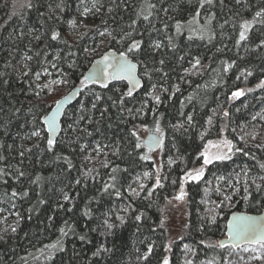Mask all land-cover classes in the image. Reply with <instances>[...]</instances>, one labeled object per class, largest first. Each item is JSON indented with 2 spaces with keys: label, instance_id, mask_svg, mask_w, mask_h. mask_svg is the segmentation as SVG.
I'll return each mask as SVG.
<instances>
[{
  "label": "trees",
  "instance_id": "1",
  "mask_svg": "<svg viewBox=\"0 0 264 264\" xmlns=\"http://www.w3.org/2000/svg\"><path fill=\"white\" fill-rule=\"evenodd\" d=\"M201 3L0 0V264H224L218 241L229 216L264 208V0ZM86 7L93 22L71 40ZM133 40L141 48L128 52ZM108 50L138 64L143 86L132 96L124 82L85 84ZM78 85L50 147L43 118ZM143 130L162 136L159 170ZM223 135L230 158L186 180L205 144ZM181 187L187 226L168 249L162 209Z\"/></svg>",
  "mask_w": 264,
  "mask_h": 264
},
{
  "label": "snow or ice",
  "instance_id": "2",
  "mask_svg": "<svg viewBox=\"0 0 264 264\" xmlns=\"http://www.w3.org/2000/svg\"><path fill=\"white\" fill-rule=\"evenodd\" d=\"M212 3V0H202L201 3V7L203 6V3ZM237 3H240V0H236ZM149 8H155L154 4H149ZM85 11H88V9H85ZM167 11V9H165V12ZM264 11V10H262ZM261 12H257L256 16H260ZM145 20L148 19V16L144 17ZM75 22L73 21V24ZM249 23L248 21H245L242 25L241 28L243 29L240 32V40H244L246 39V31L249 28ZM177 28L179 29V23H177ZM58 36L57 33H53L52 35V39H56ZM37 39H39V37H37ZM262 44H264V41H262ZM161 45L159 43H156L154 45L155 48H159ZM141 48V43L138 41L133 40L131 45L128 48V52H134L137 50H140ZM161 64H163V60L160 61ZM197 64H199V61H196ZM137 65L135 63H132L130 60H128L127 58V54L126 53H120L119 58H109L108 56H104L100 61H98L94 67V69L92 70V72L90 73V75L86 78V79H91L93 81H111V80H127L129 81V83L132 85V87H130L127 91V96H132L133 94V88H135L136 86L139 85L140 81L136 78L135 75V70H136ZM248 75H252L251 72L248 73ZM104 87H107V84L103 85ZM155 87V86H153ZM258 87H264V80H262L260 82V84L258 85ZM178 90V89H177ZM166 91V89H165ZM251 91V89L249 90ZM244 95V92L241 91H235L232 93L233 97H241ZM65 99H67V97H65ZM99 99V96H97V100ZM153 99L159 103L160 102V97L154 96ZM59 103L57 102V107L55 109V111L51 112L50 115L45 116L44 117V121L48 126V131L50 133L48 139H47V143L48 145L51 147L55 141L52 139V135H54L57 131V122H56V117L60 111V107H59ZM96 105L93 104V107H95ZM139 111V110H138ZM225 115H228L227 112L224 113ZM192 117L189 116L188 117V121L191 122ZM179 127H182V125H179ZM157 131H159V127L157 126ZM33 136H39L40 133L38 131H34L32 133ZM133 136H136V132L134 131L132 133ZM137 139H139L137 137ZM160 143L159 140L156 139V137L154 135H150L148 137L147 140V144L149 146V148H151L154 145H158ZM226 145H228L229 151L232 150V145L230 142L225 141L224 142ZM136 147L139 148L141 147V145L139 143L136 144ZM239 150V149H238ZM21 155H23V153H21ZM203 157V164L204 165H208L211 164L214 160H224V159H229L230 157L227 155H222V154H216V155H210L207 151L202 152L200 154ZM143 159H149L148 156H144ZM262 168H264V165H261ZM115 171V169L113 170ZM203 171L204 168L201 167L199 169H195V170H190L189 172L186 173V176L189 180H196L198 181L201 176L203 175ZM21 176H23L24 174L21 172L20 173ZM149 173L145 172L144 176H148ZM114 179V177H113ZM262 179H264V177H262ZM77 183H79V181H77ZM156 184L159 186L160 185V181L159 179H157ZM141 188H143V185H141ZM260 186L257 185V189H259ZM105 190H107V188H105ZM133 192H135V189H132ZM245 191H247V189H245ZM117 196L120 195L119 192L116 193ZM151 193H149L150 195ZM13 195L15 196L16 193L14 192ZM24 195H27V192L24 193ZM185 195V193L183 191H181L180 195H178L176 197V199H182L183 196ZM247 198V197H245ZM69 197L65 194L64 195V200H68ZM226 199H230V197H226ZM118 219H120L121 223L124 222L123 217H118ZM135 219L137 221H139L141 219V216H136ZM108 228H112L113 225L108 224L107 225ZM229 229H230V234H229V239L236 241L237 243L233 245V247H239V242L240 241H247L248 243H255V244H259L261 249H264V221H261L258 218L252 217V216H248V215H235L233 216V219L229 225ZM12 231H15V228L12 229ZM61 231L63 232V229H61ZM81 239L83 240L84 237L82 236ZM221 248H224L225 245L223 243L220 244ZM102 249H98L96 253H94V255H98L99 251H101ZM149 253L151 252V248H149ZM243 251L247 252L249 251L248 248H244ZM252 251H256V249H252ZM251 259L253 260H261L264 259V255H254L251 257ZM163 264H169V261L167 259H165L163 261Z\"/></svg>",
  "mask_w": 264,
  "mask_h": 264
},
{
  "label": "rangeland",
  "instance_id": "3",
  "mask_svg": "<svg viewBox=\"0 0 264 264\" xmlns=\"http://www.w3.org/2000/svg\"><path fill=\"white\" fill-rule=\"evenodd\" d=\"M85 9H88V11H85ZM93 14H94L93 10H91L89 7L83 8L81 11L76 12L75 24L73 25V27H71L72 30H70L68 34L71 40L79 37L85 31V29L93 22L92 19ZM39 83L41 85H45L47 84V80H39ZM52 86L53 89L51 91V98H53L54 96H56L57 98L58 96L56 94L59 91H61L62 84L55 82L54 84H52ZM147 133L149 132L145 130L140 132L139 136L141 138V141ZM225 141L228 140L225 138L224 135L218 139L210 140L205 144L201 153L207 151L210 155L213 156L216 154L230 156L232 150L229 151L228 145L224 143ZM160 153H161L160 147L157 150H155L153 153H150V156L153 159L157 170H159L160 168ZM214 161H220V160H214ZM201 162L202 165L195 169H199L201 167L205 169L206 165L203 164L202 156H201ZM186 180L190 181L187 178V176H186ZM181 191L184 192L182 187L173 198L167 200V202L165 203L162 209V224L167 233L168 249L175 240L179 239L183 235V232L187 226L188 213H187L186 196L184 195L183 198L179 200L176 199V197L180 195ZM244 248H248L249 251L247 252L243 251ZM252 249H256V251L254 252L252 251ZM254 255H264V249H261L259 244L252 246L251 245L242 246L237 249H234L232 247H227L225 252L224 264H264V259L261 260L251 259V257ZM205 264H214V262L208 260L205 262Z\"/></svg>",
  "mask_w": 264,
  "mask_h": 264
},
{
  "label": "water",
  "instance_id": "4",
  "mask_svg": "<svg viewBox=\"0 0 264 264\" xmlns=\"http://www.w3.org/2000/svg\"><path fill=\"white\" fill-rule=\"evenodd\" d=\"M104 56H108L109 58H119L120 52H117L115 50H108V51L103 52L96 59H94L92 61V63L90 64V66L88 67V69L86 70V72L84 73L83 80H84L85 84L86 85L95 84V85H98V86H103L104 84H107L108 82H124L127 85L128 89L130 87H132V85L127 80L93 81L91 79H86L90 75V73L92 72V70L94 69L96 63L98 61H100ZM127 58L132 63H135L137 65L136 70H135V75H136V78L140 81V83H139L138 86H136L135 88H133V94H134V93H137L139 90H141V88L143 86V81H142L141 77L139 76V66H138V64L136 62H134L133 60H131L129 57H127ZM81 90H82V87L80 85L73 87L64 96H62L58 100H56L55 103L53 104V106L50 108L49 112L47 113L46 116L50 115L51 112L55 111V109L57 107V102H60L59 103L60 111H59V113H58V115L56 117L57 131H56V133L54 135H52V139L54 141H56L57 138H58V136L60 135V132H61V120L63 118V115H64L65 110L76 102V100L78 99V96H79ZM65 97H67V99H65ZM43 125L45 127L46 135H47V138H48L49 135H50V133L48 131V126L45 123L44 118H43ZM150 135H154L156 137V139L160 141V143L158 145H154L151 148H149V146L147 144V140H148V137ZM142 144H143V147L149 153H153L155 150H157L161 146V144H162V136L159 135V134H157V133H154V132H149V133H147L143 137ZM234 214L235 215H248V216H252V217L258 218L261 221H264V208L259 213H247V212H240V211L239 212L232 213L229 216L228 221H227L225 235H224L223 238H221L218 241L219 246H220L221 243H223L225 245V247H232V248H234L233 245L237 243L236 241H233V240H230L229 239V234H230L229 225H230V223H231V221L233 219ZM247 245H251L252 246V245H257V244H255V243H248L247 241H240L239 242V247L247 246ZM239 247H235L234 249H237Z\"/></svg>",
  "mask_w": 264,
  "mask_h": 264
}]
</instances>
